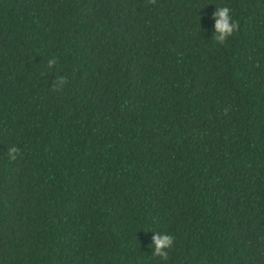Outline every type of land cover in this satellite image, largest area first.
Returning <instances> with one entry per match:
<instances>
[{"label":"trees","instance_id":"trees-1","mask_svg":"<svg viewBox=\"0 0 264 264\" xmlns=\"http://www.w3.org/2000/svg\"><path fill=\"white\" fill-rule=\"evenodd\" d=\"M0 264H264V0H0Z\"/></svg>","mask_w":264,"mask_h":264},{"label":"clouds","instance_id":"clouds-1","mask_svg":"<svg viewBox=\"0 0 264 264\" xmlns=\"http://www.w3.org/2000/svg\"><path fill=\"white\" fill-rule=\"evenodd\" d=\"M212 37L219 44H223L231 37L239 27V22L233 18L232 9L228 6H215V10L212 14ZM55 60H50L49 65H53ZM63 79L57 81V87L62 86ZM20 153V149L16 145L7 147L6 155L8 161H14L17 155ZM153 232L151 243L148 245L153 250V255L161 257L163 260L168 259V251L173 247L175 236L168 232H157L149 229Z\"/></svg>","mask_w":264,"mask_h":264}]
</instances>
